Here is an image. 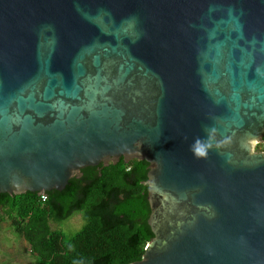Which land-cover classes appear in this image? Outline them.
Wrapping results in <instances>:
<instances>
[{
  "label": "water",
  "instance_id": "95a60500",
  "mask_svg": "<svg viewBox=\"0 0 264 264\" xmlns=\"http://www.w3.org/2000/svg\"><path fill=\"white\" fill-rule=\"evenodd\" d=\"M263 142L264 0H0V193L146 159L129 264H264Z\"/></svg>",
  "mask_w": 264,
  "mask_h": 264
},
{
  "label": "trees",
  "instance_id": "16d2710c",
  "mask_svg": "<svg viewBox=\"0 0 264 264\" xmlns=\"http://www.w3.org/2000/svg\"><path fill=\"white\" fill-rule=\"evenodd\" d=\"M143 158L88 166L63 191L0 193V226L6 219L30 245L37 264H129L140 260L154 238L148 222V172ZM74 233L62 222L75 214ZM57 223L60 228H55Z\"/></svg>",
  "mask_w": 264,
  "mask_h": 264
},
{
  "label": "rangeland",
  "instance_id": "374dc122",
  "mask_svg": "<svg viewBox=\"0 0 264 264\" xmlns=\"http://www.w3.org/2000/svg\"><path fill=\"white\" fill-rule=\"evenodd\" d=\"M257 150H264V143L258 144ZM52 225L60 228L57 223ZM61 225L66 232L74 233L83 226V217L79 213L75 214ZM0 264H37V258L30 251V245L23 236L14 231L9 219L3 221L0 226Z\"/></svg>",
  "mask_w": 264,
  "mask_h": 264
},
{
  "label": "clouds",
  "instance_id": "9594fccd",
  "mask_svg": "<svg viewBox=\"0 0 264 264\" xmlns=\"http://www.w3.org/2000/svg\"><path fill=\"white\" fill-rule=\"evenodd\" d=\"M197 143H199V141H197ZM194 154L197 155V156H204L207 153L204 152L201 148L197 147V148H194Z\"/></svg>",
  "mask_w": 264,
  "mask_h": 264
},
{
  "label": "built area",
  "instance_id": "2783aa9c",
  "mask_svg": "<svg viewBox=\"0 0 264 264\" xmlns=\"http://www.w3.org/2000/svg\"><path fill=\"white\" fill-rule=\"evenodd\" d=\"M45 194H46V195H45ZM41 195H42L43 199L45 200V198L47 197V193L44 191V194L41 193Z\"/></svg>",
  "mask_w": 264,
  "mask_h": 264
},
{
  "label": "flooded vegetation",
  "instance_id": "af4514ba",
  "mask_svg": "<svg viewBox=\"0 0 264 264\" xmlns=\"http://www.w3.org/2000/svg\"><path fill=\"white\" fill-rule=\"evenodd\" d=\"M67 220H68V219H67ZM67 220H66V221H67ZM67 223H68V222H67Z\"/></svg>",
  "mask_w": 264,
  "mask_h": 264
}]
</instances>
